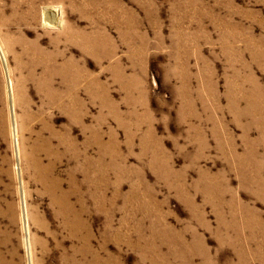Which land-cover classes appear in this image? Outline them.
Here are the masks:
<instances>
[{
	"label": "rangeland",
	"instance_id": "rangeland-1",
	"mask_svg": "<svg viewBox=\"0 0 264 264\" xmlns=\"http://www.w3.org/2000/svg\"><path fill=\"white\" fill-rule=\"evenodd\" d=\"M34 157L98 264H264V0H0V264L72 250Z\"/></svg>",
	"mask_w": 264,
	"mask_h": 264
},
{
	"label": "bare ground",
	"instance_id": "bare-ground-1",
	"mask_svg": "<svg viewBox=\"0 0 264 264\" xmlns=\"http://www.w3.org/2000/svg\"><path fill=\"white\" fill-rule=\"evenodd\" d=\"M53 18L54 19L52 21H50L49 23L58 25L59 15H55ZM76 34H74L73 31H71V30H67V31H63L60 34V37L63 38L64 40L68 41V42H73L74 36ZM73 64H74V61L69 63V64H63L57 70H53L52 72H48L49 74L51 73V76L48 79H45L44 84L45 85L47 84L49 87L51 86L53 74L54 75L56 74L55 76H58V78L61 79L62 89L65 88L66 93H72V95H73V98L71 100L73 107L72 108L67 107V103H65V101L62 100L63 99L62 93L60 91H57L58 90L57 88H55L57 90H52V88L54 89V87L49 89L47 95L50 97L49 99L52 102H55L54 98H57V100H59V108L66 110V112L69 115V117L71 118V120H73V122H75L77 120V116H78L77 112H78V108L80 106V103L78 100L80 79H79L76 71L73 74H71V70L73 69V67H72ZM44 74H46V72ZM46 75H48V74H46ZM30 77H31V75H30ZM46 78H47V76H46ZM36 79H38V78H36ZM60 79H59V81H60ZM41 82H42V80H41ZM55 84H57V83H55ZM26 111H27V109H26ZM23 115L25 116V114H23ZM55 136H56V134L53 132L50 133L49 139H47L46 137H40V135H37V140H38V142L40 141L39 142L40 143V146H39L40 150H44L45 152L47 150L48 153L54 152V150L52 149V139ZM60 142H61L60 144H62V145L64 144V141H60ZM39 147H37L38 151H39ZM31 160H32V163H33L34 167L36 168V170L39 174L40 180H41L45 190L47 187V189L49 190V192L52 195L53 203L58 207V211H57L58 217H60L63 220L64 230L67 232L69 241L71 242L72 250L70 252L68 251V253L64 255V257H63L64 259H62L63 264H98V258H97L96 251L94 248L93 230L91 229V227H89L88 225L85 224V222L82 218L83 214L86 212V208L83 204L84 200L81 199L79 202L80 209L78 208L76 203L72 202L73 193L78 194V192H79V190H77L78 187L75 185L73 192H67L66 191L67 193H60V195H58L57 191H59L61 189V184L57 180H49L48 179V177L53 172V165L48 164L46 166V165L42 164V162L37 157L36 158L34 157ZM178 256H180V254ZM157 263H158L157 259L152 260V264H157Z\"/></svg>",
	"mask_w": 264,
	"mask_h": 264
}]
</instances>
